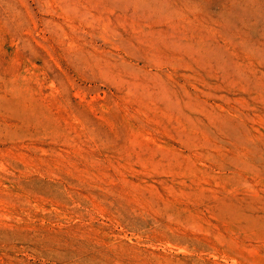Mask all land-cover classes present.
<instances>
[{
	"label": "rangeland",
	"instance_id": "1",
	"mask_svg": "<svg viewBox=\"0 0 264 264\" xmlns=\"http://www.w3.org/2000/svg\"><path fill=\"white\" fill-rule=\"evenodd\" d=\"M0 264H264V0H0Z\"/></svg>",
	"mask_w": 264,
	"mask_h": 264
}]
</instances>
